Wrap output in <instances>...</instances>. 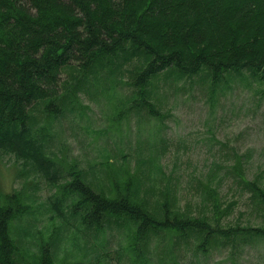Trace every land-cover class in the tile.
Listing matches in <instances>:
<instances>
[{"label": "trees", "instance_id": "1", "mask_svg": "<svg viewBox=\"0 0 264 264\" xmlns=\"http://www.w3.org/2000/svg\"><path fill=\"white\" fill-rule=\"evenodd\" d=\"M126 63L133 64L127 110L144 107L160 121L149 89L169 69L180 76L205 70L213 87L221 82L227 87L237 76L264 83V0H0V148L17 151L27 161L41 159L44 166L42 142L36 144L32 129L35 114L56 119L78 100L81 84L90 76L98 82L100 72L107 73L109 82L103 91L115 90L119 80L113 76L121 74ZM63 74L66 79L61 80ZM123 103L116 105L122 111ZM234 156L230 174L256 203L261 226L228 224L235 202L223 207L216 186L207 188L208 183H199L209 200L207 213L180 210L175 192L144 184L150 161L148 168L141 163L140 171L127 169V177L121 169L102 164L117 181H127H110L109 188L99 191L72 168L75 178L61 188L62 197L77 196L71 219L83 216L88 227L97 228V217L105 225L114 220L127 228L131 223L145 243L152 236L177 234L191 237L194 250L205 252L253 239L264 242V178H246L242 160ZM16 192L0 204V264H56L53 253L60 228L36 241L32 255L14 239V224L32 214L28 196L24 203Z\"/></svg>", "mask_w": 264, "mask_h": 264}, {"label": "rangeland", "instance_id": "2", "mask_svg": "<svg viewBox=\"0 0 264 264\" xmlns=\"http://www.w3.org/2000/svg\"><path fill=\"white\" fill-rule=\"evenodd\" d=\"M132 69V63L123 65L121 74L113 76L119 82L111 91H103L109 86L106 72L99 73L98 82L90 76L81 84L78 100L56 119L47 113L35 114L32 129L36 144L42 142L44 166L41 159L27 161L17 151L0 148V204L4 196L20 191L23 202L28 196L32 205V214L14 224V239L28 246L32 255L37 252L36 241L60 228L53 253L56 264H264V242L257 239L203 252L194 250L196 242L191 237L160 234L145 243L131 223L127 228L114 220L105 225L97 217L93 223L100 225L97 228L88 227L83 216L73 220L77 196L63 198L61 191L75 178L70 175L72 168L99 191L117 181L106 165L121 169L127 177V169L140 171L141 163L148 168L150 161L144 184L175 192L180 210L207 213L209 200L204 199L199 183H208L207 188L216 186L223 207L235 202L228 224H262L256 203L234 182L230 167L236 154L246 178H264V83L252 78L244 82L237 76L227 87L222 82L213 87L205 70L180 76L169 69L149 89V101L162 116L160 121L144 107L127 110ZM121 103L123 111L116 106ZM118 181L125 184L127 180L118 177ZM149 201L153 204L154 198L150 196Z\"/></svg>", "mask_w": 264, "mask_h": 264}]
</instances>
